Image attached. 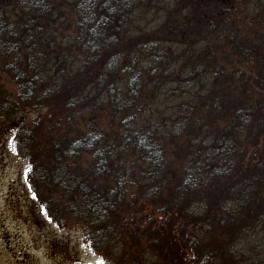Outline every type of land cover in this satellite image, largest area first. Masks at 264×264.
<instances>
[{
	"label": "trees",
	"instance_id": "trees-1",
	"mask_svg": "<svg viewBox=\"0 0 264 264\" xmlns=\"http://www.w3.org/2000/svg\"><path fill=\"white\" fill-rule=\"evenodd\" d=\"M154 1L142 27L152 0H0V120L58 117L15 138L102 264H244L264 235V0Z\"/></svg>",
	"mask_w": 264,
	"mask_h": 264
},
{
	"label": "rangeland",
	"instance_id": "rangeland-1",
	"mask_svg": "<svg viewBox=\"0 0 264 264\" xmlns=\"http://www.w3.org/2000/svg\"><path fill=\"white\" fill-rule=\"evenodd\" d=\"M162 8L152 0L146 12L134 16V24L159 26ZM1 84L7 93H15L5 74ZM57 119L44 109H28L0 120V264H102L101 257L87 246L81 226L65 219L59 210L49 209L47 195L41 198L38 189L33 191L29 184L31 163L27 153L20 152L15 132L19 127H28L37 135L39 120L43 131L49 132L54 124L51 121ZM263 243V234L239 242L244 264H250L252 252ZM261 249L254 261L264 264V247Z\"/></svg>",
	"mask_w": 264,
	"mask_h": 264
}]
</instances>
